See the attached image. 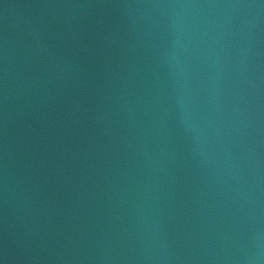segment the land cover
<instances>
[{"label": "water", "instance_id": "obj_1", "mask_svg": "<svg viewBox=\"0 0 264 264\" xmlns=\"http://www.w3.org/2000/svg\"><path fill=\"white\" fill-rule=\"evenodd\" d=\"M0 264H264V0H0Z\"/></svg>", "mask_w": 264, "mask_h": 264}]
</instances>
